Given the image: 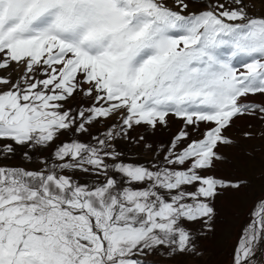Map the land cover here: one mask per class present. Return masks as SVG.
Listing matches in <instances>:
<instances>
[{
	"label": "snow or ice",
	"instance_id": "1",
	"mask_svg": "<svg viewBox=\"0 0 264 264\" xmlns=\"http://www.w3.org/2000/svg\"><path fill=\"white\" fill-rule=\"evenodd\" d=\"M245 118L264 122V0H0V161L41 156L0 164V264L203 259L217 198L248 187L217 174ZM261 242L264 194L231 264Z\"/></svg>",
	"mask_w": 264,
	"mask_h": 264
},
{
	"label": "rangeland",
	"instance_id": "2",
	"mask_svg": "<svg viewBox=\"0 0 264 264\" xmlns=\"http://www.w3.org/2000/svg\"><path fill=\"white\" fill-rule=\"evenodd\" d=\"M197 4L206 3L207 0H196ZM171 3V0H169ZM251 125V127H249ZM180 126V122L174 120L171 129L175 131ZM203 127V125H201ZM140 131L139 129H137ZM245 131L253 132L254 138L245 139ZM235 143L227 148L222 149L226 160L219 164L217 169L218 175H224L228 178L239 177L248 181V187L243 191L236 193L229 191L224 197L217 198L216 208L217 217L213 232H209L202 239V245L205 249L203 259H195L193 264H223L229 262L232 258L233 249L241 235L248 213L253 207V202L257 197L264 194V122L259 119L245 118L237 120L226 133ZM171 132L164 131L158 137L167 142ZM121 148L127 149V145L121 143ZM137 151L133 147L132 153ZM151 154L144 151L140 154V159L150 158ZM135 158V157H134ZM41 156H34L33 159H24L18 154L12 160L0 161V164L23 166L28 169H34L39 164ZM78 178L86 179L82 173L76 174ZM261 242L257 248L261 247ZM218 259L220 262L214 263ZM222 260V261H221Z\"/></svg>",
	"mask_w": 264,
	"mask_h": 264
},
{
	"label": "crops",
	"instance_id": "3",
	"mask_svg": "<svg viewBox=\"0 0 264 264\" xmlns=\"http://www.w3.org/2000/svg\"><path fill=\"white\" fill-rule=\"evenodd\" d=\"M133 135H135V132L133 133ZM231 260L232 258L229 260V262H224L223 264H231ZM214 261H215L214 263L220 262L218 259ZM252 264H264V245L261 253L259 252V248L256 249L254 256L252 258Z\"/></svg>",
	"mask_w": 264,
	"mask_h": 264
},
{
	"label": "water",
	"instance_id": "4",
	"mask_svg": "<svg viewBox=\"0 0 264 264\" xmlns=\"http://www.w3.org/2000/svg\"><path fill=\"white\" fill-rule=\"evenodd\" d=\"M261 251H262V247H260V250H259V252L261 253Z\"/></svg>",
	"mask_w": 264,
	"mask_h": 264
}]
</instances>
